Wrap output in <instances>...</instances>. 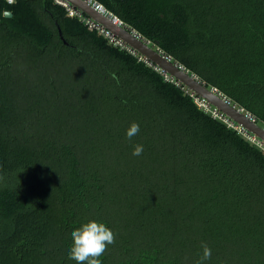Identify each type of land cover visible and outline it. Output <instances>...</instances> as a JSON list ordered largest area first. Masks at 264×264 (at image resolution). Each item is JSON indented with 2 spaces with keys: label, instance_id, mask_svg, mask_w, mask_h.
I'll return each mask as SVG.
<instances>
[{
  "label": "trees",
  "instance_id": "obj_1",
  "mask_svg": "<svg viewBox=\"0 0 264 264\" xmlns=\"http://www.w3.org/2000/svg\"><path fill=\"white\" fill-rule=\"evenodd\" d=\"M98 1L264 125V0ZM167 75L54 0H0V264L51 262L83 207L115 232L111 204L150 238L118 264L205 243V264H264V151Z\"/></svg>",
  "mask_w": 264,
  "mask_h": 264
},
{
  "label": "water",
  "instance_id": "obj_2",
  "mask_svg": "<svg viewBox=\"0 0 264 264\" xmlns=\"http://www.w3.org/2000/svg\"><path fill=\"white\" fill-rule=\"evenodd\" d=\"M68 1L81 9L86 15L102 23L115 35L125 40L146 59L154 63L158 68L183 83L197 96L202 97L224 112L228 117L264 140V130L262 126L250 117L247 110L242 106H238L236 103H232L231 99L217 91L214 87L207 86L196 74L187 70L179 62L173 61L171 56L167 55L159 47H155V44H151L149 40L145 39L135 29L116 24L108 16L94 9L86 0ZM5 16H12V12L7 10Z\"/></svg>",
  "mask_w": 264,
  "mask_h": 264
},
{
  "label": "rangeland",
  "instance_id": "obj_3",
  "mask_svg": "<svg viewBox=\"0 0 264 264\" xmlns=\"http://www.w3.org/2000/svg\"><path fill=\"white\" fill-rule=\"evenodd\" d=\"M199 103H203L202 100L196 99ZM104 145H109V144H81L80 149H92L95 146H104ZM93 153H98L97 150H93ZM106 160V159H105ZM111 167V173H118L119 167L117 166L118 164L115 163H110ZM107 204V203H106ZM136 206L135 207H125L122 208L119 206L114 207L113 204L110 205V207L107 206L106 211L107 213L110 214L111 219H113L116 223V229L114 228V242L110 245L107 246L105 252L103 253L104 257H100L102 260L103 264H118L120 261L123 260H128L130 259V255L133 252H136L138 249V246L140 243L143 242H148L150 238L143 236L141 233L138 235V232L141 231L142 229L140 228H131L128 227L126 224L129 223L133 218L137 219L138 214L136 213ZM95 209L96 208H86L83 207L79 210V215L81 217V220H85L88 218H95ZM97 214V213H96ZM99 214V213H98ZM150 217V216H149ZM149 217L147 218L145 215L140 218V220H149ZM116 233V234H115ZM164 237L158 236L156 240H158L159 244L161 245H167L165 243V240H163ZM201 246L200 243L190 244L188 247L190 249H198V246ZM61 250H66V244L61 243ZM176 252L179 254L181 251V247H177ZM193 251L192 253H187L184 257V261L187 264H197V260L193 257ZM212 258V256H211ZM210 258V259H211ZM209 259V260H210ZM208 261V260H207ZM46 264H75V261L70 260L67 258V253L66 251H62L61 254H57V257L52 259L50 261H46ZM205 264V263H204Z\"/></svg>",
  "mask_w": 264,
  "mask_h": 264
},
{
  "label": "clouds",
  "instance_id": "obj_4",
  "mask_svg": "<svg viewBox=\"0 0 264 264\" xmlns=\"http://www.w3.org/2000/svg\"><path fill=\"white\" fill-rule=\"evenodd\" d=\"M139 127L137 122H132L125 131L126 137L131 140L139 132ZM142 151V144L133 145L132 155L139 156ZM69 237L71 243L66 249L67 258L75 261V264H103L100 257L115 238L111 227L98 218L81 221L71 229ZM202 248V255L197 264H204L211 258V248L206 243Z\"/></svg>",
  "mask_w": 264,
  "mask_h": 264
},
{
  "label": "built area",
  "instance_id": "obj_5",
  "mask_svg": "<svg viewBox=\"0 0 264 264\" xmlns=\"http://www.w3.org/2000/svg\"><path fill=\"white\" fill-rule=\"evenodd\" d=\"M6 1L10 4L16 2V0H6ZM54 1L56 3L64 6L69 16L77 17L90 30H95V31L99 32L100 34H102L103 36H105L109 43H111L114 46H117L121 49L128 50L129 52L133 53L134 55L139 54V52L136 49H134L132 46H130L125 40H123L119 36L115 35L111 30H109L107 27H105L99 21H97V20L91 18L90 16L86 15L81 9H79L78 7L73 5L70 1H68V0H54ZM86 2L88 4H90L94 9H96L98 12L108 16L116 24L123 26V27H128L127 24L119 16H117L115 13H113L111 10H109L100 1H98V0H86ZM140 59H145V57L140 54ZM169 77H170L169 75L166 76V78H168V79H169ZM191 95L194 97V100L198 104L199 107L203 108L206 112H209L214 118H218V119L222 120L229 127L237 129L244 136H246L251 142L256 144L258 147H260L264 151V140L263 139L259 138L256 134L250 132L248 129L244 128L242 125H240L239 123H237L236 121H234L233 119L228 117L224 112L219 110L214 105L210 104L208 101H206L202 97L197 96L194 92H192ZM196 99L202 100L203 103L202 104L199 103ZM247 112L250 115V117L254 121L257 122L256 117L251 112H249V111H247ZM261 126L264 130V125H261Z\"/></svg>",
  "mask_w": 264,
  "mask_h": 264
}]
</instances>
